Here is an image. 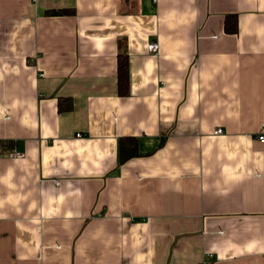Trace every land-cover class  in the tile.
<instances>
[{"label": "crops", "instance_id": "obj_1", "mask_svg": "<svg viewBox=\"0 0 264 264\" xmlns=\"http://www.w3.org/2000/svg\"><path fill=\"white\" fill-rule=\"evenodd\" d=\"M263 124L264 0H0V264H264Z\"/></svg>", "mask_w": 264, "mask_h": 264}, {"label": "trees", "instance_id": "obj_2", "mask_svg": "<svg viewBox=\"0 0 264 264\" xmlns=\"http://www.w3.org/2000/svg\"><path fill=\"white\" fill-rule=\"evenodd\" d=\"M70 9H53L48 11L52 15H62L69 13ZM224 30L227 33H236L237 31V17L236 15H226L224 17ZM117 77H118V89L121 96L129 95L130 87V76H129V61L128 53L126 51L120 52L118 55V67H117ZM68 104L63 106L60 103V110H69L72 108L73 100L71 98H64ZM128 142H130L128 144ZM137 143L135 138H121L120 140V159L124 161L127 158L136 156L137 153Z\"/></svg>", "mask_w": 264, "mask_h": 264}, {"label": "built area", "instance_id": "obj_3", "mask_svg": "<svg viewBox=\"0 0 264 264\" xmlns=\"http://www.w3.org/2000/svg\"><path fill=\"white\" fill-rule=\"evenodd\" d=\"M156 0H153V2H155ZM158 50H159V45L157 42L153 41V42H150L148 43L147 45V51L149 53H152L154 55H156L158 53ZM262 128H264V124L262 125ZM224 131L222 128L218 127L214 130V134H222ZM78 136L80 137L81 134H78ZM257 142L260 143V144H264V133H260L258 136H257ZM14 157L15 158H21L22 157V154L21 153H15L14 154ZM213 256L211 254H208L205 256V258L201 261L200 264H209L206 260H209L211 262Z\"/></svg>", "mask_w": 264, "mask_h": 264}]
</instances>
